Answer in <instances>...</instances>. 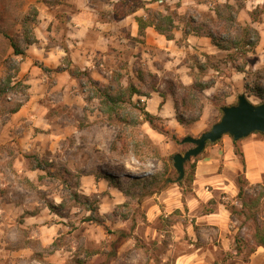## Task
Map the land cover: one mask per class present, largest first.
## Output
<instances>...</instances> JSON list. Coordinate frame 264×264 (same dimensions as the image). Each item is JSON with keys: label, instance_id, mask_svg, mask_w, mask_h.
<instances>
[{"label": "rangeland", "instance_id": "374dc122", "mask_svg": "<svg viewBox=\"0 0 264 264\" xmlns=\"http://www.w3.org/2000/svg\"><path fill=\"white\" fill-rule=\"evenodd\" d=\"M44 1L54 3L55 0ZM39 2L0 0V89L3 91L0 93V264H150L151 258L160 264V258L176 236L183 238L179 240L181 244L174 242L173 255L187 251L188 244L194 243V235L188 230L190 218L178 210L168 214L162 208L160 194L169 187H178L184 197L191 196L195 166L210 155V151H205L212 144H207L199 156L186 163L185 177L181 185L177 184L173 156L193 148L190 143L183 144V138H199L209 131L220 120L221 108L235 104L241 94L252 104L264 103V0H244V7L236 9L237 22L243 27H254L260 34L254 53L243 46L221 51L205 37L210 31L216 37L227 39L228 31L212 11L217 4L225 3L182 0L171 6L166 4L165 16L174 21L173 29L165 26L173 37L168 40L174 39V29L197 30L208 45L190 44L184 33L183 39L172 44L175 53L165 50L168 55L160 54L155 68L139 64L133 67L135 75H131L122 72L127 69L122 60L101 85L88 80L81 71H75L78 78L75 88L86 95L87 106L83 113L69 115L79 130L71 131L64 143L61 140L54 154L47 149L26 153L17 145L19 139L30 134L46 137L45 131L8 126L12 112L28 98L31 87L24 78L18 77L24 57L14 55L10 39L23 49L28 46V31H33L37 24L35 11L39 13L36 5ZM226 3L238 7L236 0ZM153 13L150 12L151 16ZM197 27L202 29H194ZM231 33L238 35L239 31L235 29ZM237 65L244 67V72L238 71ZM152 91L158 92L164 101L169 96L174 102L176 116L182 121L178 122L181 127H177V133L161 119L157 118L154 123L168 132V136L153 130L146 121V97ZM101 93H109L117 101L101 107ZM172 135L177 139L173 140ZM252 135L264 139L259 133ZM223 138L232 141L228 135ZM239 143L234 146L235 154L242 153ZM21 155L28 169L43 170L33 176L36 184L14 170V161ZM236 155L243 161L242 156ZM220 165L223 171V163ZM86 173L95 175L97 180L110 174L120 181L122 192L118 193L123 196L122 204L114 207L112 213L100 215L102 194L83 193V187L88 184L82 174ZM239 176L244 181L241 193L239 189L232 193L229 188L217 191L205 210H213L220 203L231 213L234 250L245 255L236 258L248 262V256L258 246L257 229L264 231V183L251 184L245 179L244 171ZM153 204L160 206L162 214L150 224L145 211L147 205ZM88 217L100 223L87 222ZM180 221L184 223L183 232L172 227ZM195 229L201 233L198 226ZM104 233L107 240L99 246L97 239ZM119 237L131 238L134 248L125 249L123 259L114 262L111 253L119 244ZM92 240L95 244H90ZM99 251L106 255L94 259ZM233 255L220 250L215 264H228ZM164 264H172V258Z\"/></svg>", "mask_w": 264, "mask_h": 264}, {"label": "crops", "instance_id": "0c3cea01", "mask_svg": "<svg viewBox=\"0 0 264 264\" xmlns=\"http://www.w3.org/2000/svg\"><path fill=\"white\" fill-rule=\"evenodd\" d=\"M182 0H55L49 3L40 0L38 5L37 24L33 29L36 43L26 47V55L22 58L18 77L24 78L31 86L28 98L20 108L12 113L10 127L21 126L26 131L42 130L46 137L33 136L19 139L17 145L23 152H40L47 149L52 154L58 143L67 139L71 131L79 130L75 120L69 115L81 114L87 106L86 95L75 88L77 77L75 71L87 72L94 83L104 84L114 73L116 65L126 63L129 72L135 75L133 67L139 64L155 68L159 55L175 53L172 44L183 39L182 29H174L173 40H168L160 34L151 23L150 12L166 14V4L171 6ZM184 1V0H183ZM219 3L233 0H213ZM183 2L182 5H184ZM141 26V27H140ZM190 44H206L204 37L187 35ZM171 54V55H172ZM121 71V70H119ZM136 79V78H135ZM146 112L161 119L167 128L176 133L181 127L176 119L174 102L169 96L165 101L155 91L146 97ZM62 124L58 126L57 123ZM57 124V127L55 126ZM56 129L57 132L53 130ZM38 135V134H37ZM55 139V140H54ZM243 161L234 152V143L227 138L213 143L210 155L199 160L193 171L192 195L184 197L181 189L169 187L162 191L160 200L162 208L168 214L176 210L190 218L188 230L194 235V243L188 244L189 249L173 255L175 241L181 244L182 236H176L175 241L160 260L164 264L172 258V264H215L220 250L234 254L228 264H264V247L257 246L248 256V262H240L236 257L245 256L244 252L236 253L232 241L233 227L231 213L224 205L218 203L213 210H205L208 202L214 198V193L229 188L232 193L238 191V176L243 172L245 163V179L251 184L264 183V139L251 135L239 143ZM222 157H216V155ZM22 156V155H21ZM223 163L224 170L220 171ZM14 170L36 184L33 176H38L41 168H27L24 157H17L13 164ZM228 175V176H227ZM85 185L83 193L102 194L103 202L99 206L100 215L112 213L117 205L122 204L123 196L114 185L102 177L97 180L93 174H82ZM229 181V185L227 184ZM108 193L105 194V192ZM122 196V197H121ZM106 207H105V206ZM53 208V206H52ZM162 214L158 204L147 205L145 216L148 223L153 224ZM198 226L201 233H198ZM173 228L182 231L184 223H174ZM156 234L162 235L157 229ZM208 231L210 233H208ZM104 233L97 239V244L106 241ZM121 238L112 259L122 260V252L133 249L131 238ZM180 240V241H179ZM221 242V245L218 243ZM95 244L91 241L90 244ZM160 243V242H159ZM104 251V248L102 249ZM244 250V249H243ZM238 252V251H237ZM172 254V255H171ZM106 255L96 252L93 258ZM171 256V257H170ZM82 264H91L84 262ZM113 264V263H111ZM154 263V258L150 259Z\"/></svg>", "mask_w": 264, "mask_h": 264}, {"label": "trees", "instance_id": "16d2710c", "mask_svg": "<svg viewBox=\"0 0 264 264\" xmlns=\"http://www.w3.org/2000/svg\"><path fill=\"white\" fill-rule=\"evenodd\" d=\"M238 2V7H235L234 5L230 4V3H225V4H217L216 7H214L212 9V11L215 13L216 17L218 18V20L222 21L224 29H226L228 31L227 33V39H222L220 37H216V35L213 32H207V34L205 35V37L211 39V41L213 42L214 46L221 51H230L232 49H236L239 48L240 46H243L244 48H249L248 52H252L254 53L255 49L257 48L259 42H260V34L259 32L251 26H245L243 27L242 25H240L237 22V10L236 9H240L244 7V0H236ZM255 13V12H254ZM35 14L37 16V11H35ZM151 15V14H150ZM152 16L154 17L151 21V23L153 24V26L155 27V29L162 35H164L167 39H172V35H170L169 33H167L166 31L171 30L174 28V21L171 20L169 17L162 15L161 13H153ZM253 16V15H252ZM254 21H257V18H253ZM169 26L168 29L165 28V26ZM141 27V26H140ZM171 28V29H170ZM194 29H202L201 27H197ZM239 31L238 35H232V30ZM30 33V37L27 39V45H32L34 43H36V38L34 36L33 31H28ZM186 35H196V36H201V33L197 30H192V31H185L184 32ZM9 39L10 37L7 36ZM11 42V47L13 49V53L15 56H22L25 57L26 55V48L23 49L21 48L17 42H15L13 39H10ZM238 71L240 72H244V67H240L239 65H237L235 67ZM82 75H87V72H82ZM11 77L9 78V82L11 81ZM88 80L92 81V79L88 76ZM93 82V81H92ZM2 89H0L1 91ZM1 94L3 93V91L0 92ZM136 91H134L133 94H135ZM259 98L263 99V97H261V95H258ZM100 100H101V107H103V105H106L109 102H116L117 99H114L113 97H111V95H109V93H101L100 95ZM20 108L17 107L12 113L16 112L18 109ZM177 111V108H176ZM178 116V117H177ZM177 121L182 123L181 118L179 115H177ZM145 118L146 121L149 123V125L151 126V128L155 131H157L160 134L166 135L168 136L169 133L166 131H163L162 129L158 128L155 123L154 120H156L157 118L152 116L149 113H145ZM173 140H176V136L172 135L171 136ZM235 147L237 145V142H233ZM211 144V143H208ZM236 154H239L240 156H242V153H239V151H236ZM243 171L245 172V163L243 162ZM102 178L108 180L110 183H112L116 188H118L121 192V183L120 181L117 179L116 176H112L110 174H105L102 176ZM186 180V179H185ZM177 184L181 185L182 184V180L175 181ZM243 179L241 178V176H239L238 178V184H239V190L240 193L243 190ZM90 211H93V209H90ZM87 222H98L97 220H95L92 217H88L86 219ZM100 223V222H98ZM121 236H125L123 233V231H119ZM256 241L258 246H262L264 247V231L257 229L256 231V235H255Z\"/></svg>", "mask_w": 264, "mask_h": 264}, {"label": "water", "instance_id": "95a60500", "mask_svg": "<svg viewBox=\"0 0 264 264\" xmlns=\"http://www.w3.org/2000/svg\"><path fill=\"white\" fill-rule=\"evenodd\" d=\"M222 116L209 131L199 138L187 136L182 143H190L193 148L184 154L177 153L173 156V165L178 173V181L185 177V165L192 158L199 156L208 143H216L224 136L231 137L233 142L241 141L252 134L264 135V103L252 104L245 94L237 97L233 105L221 108Z\"/></svg>", "mask_w": 264, "mask_h": 264}]
</instances>
